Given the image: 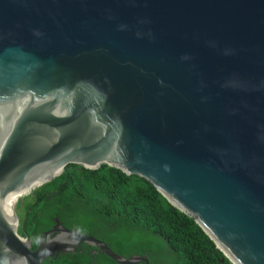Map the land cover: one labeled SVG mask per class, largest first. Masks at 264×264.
<instances>
[{"label":"water","instance_id":"1","mask_svg":"<svg viewBox=\"0 0 264 264\" xmlns=\"http://www.w3.org/2000/svg\"><path fill=\"white\" fill-rule=\"evenodd\" d=\"M69 164L146 179L264 264V0H0V264L82 242L151 264L57 217L37 248L19 233L25 192Z\"/></svg>","mask_w":264,"mask_h":264},{"label":"trees","instance_id":"2","mask_svg":"<svg viewBox=\"0 0 264 264\" xmlns=\"http://www.w3.org/2000/svg\"><path fill=\"white\" fill-rule=\"evenodd\" d=\"M26 200L18 231L32 241L33 248L57 217L68 228L79 227L105 240L126 257L148 254L155 262V249L136 239L148 235L164 240L177 264H233L195 219L171 204L153 184L115 167L90 169L69 164ZM94 258L97 264H118L106 254L92 257L74 252L57 253L44 264H94Z\"/></svg>","mask_w":264,"mask_h":264},{"label":"rangeland","instance_id":"3","mask_svg":"<svg viewBox=\"0 0 264 264\" xmlns=\"http://www.w3.org/2000/svg\"><path fill=\"white\" fill-rule=\"evenodd\" d=\"M26 196L27 195H25L23 198L20 213H19L20 227L22 226V216L24 214L23 210L26 208L27 203L29 202L26 200ZM136 239L141 242H144L146 245H149L151 246V248L155 249L156 260L153 263L155 264H177V257L174 251L164 240L157 238V237L151 238L148 235L146 236L138 235L136 236Z\"/></svg>","mask_w":264,"mask_h":264},{"label":"flooded vegetation","instance_id":"4","mask_svg":"<svg viewBox=\"0 0 264 264\" xmlns=\"http://www.w3.org/2000/svg\"><path fill=\"white\" fill-rule=\"evenodd\" d=\"M52 227H53V226H52ZM52 227H50L49 229H51ZM49 229H47V230H49ZM73 229H77V230H79V231H82L79 227H74ZM47 230H45V231H47ZM45 231H44V232H45ZM44 232H42L40 238L43 236V233H44ZM82 232H83V231H82ZM40 238H39V239H40ZM37 246H38V245H37ZM89 247H90L89 245H87V244H85L84 242H82L81 244H79V245L76 247L74 253H76L77 256H87V255H89V256L95 257V256H103V255H104V254L101 253V252H97L96 249H95L94 247H91V248H89ZM149 261H150L151 264H155V263L151 262L150 258H149ZM97 262H98V260H97L96 258H94V264H97ZM139 264H146V263H145V262H142V263H139Z\"/></svg>","mask_w":264,"mask_h":264},{"label":"bare ground","instance_id":"5","mask_svg":"<svg viewBox=\"0 0 264 264\" xmlns=\"http://www.w3.org/2000/svg\"><path fill=\"white\" fill-rule=\"evenodd\" d=\"M27 194H28V191L25 192V195H27ZM25 195H24V196H25ZM19 223H20V221H19Z\"/></svg>","mask_w":264,"mask_h":264}]
</instances>
